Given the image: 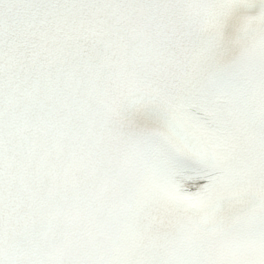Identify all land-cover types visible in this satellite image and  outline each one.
Wrapping results in <instances>:
<instances>
[{
    "label": "snow or ice",
    "instance_id": "obj_1",
    "mask_svg": "<svg viewBox=\"0 0 264 264\" xmlns=\"http://www.w3.org/2000/svg\"><path fill=\"white\" fill-rule=\"evenodd\" d=\"M0 264H264V0H0Z\"/></svg>",
    "mask_w": 264,
    "mask_h": 264
}]
</instances>
